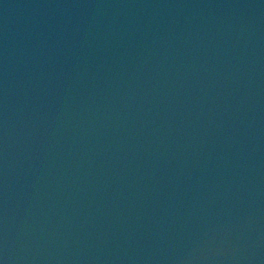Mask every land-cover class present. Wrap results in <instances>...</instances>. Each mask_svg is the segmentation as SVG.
<instances>
[{"label": "water", "instance_id": "obj_1", "mask_svg": "<svg viewBox=\"0 0 264 264\" xmlns=\"http://www.w3.org/2000/svg\"><path fill=\"white\" fill-rule=\"evenodd\" d=\"M0 264H264V0H0Z\"/></svg>", "mask_w": 264, "mask_h": 264}]
</instances>
